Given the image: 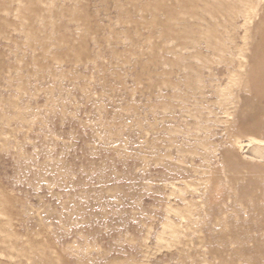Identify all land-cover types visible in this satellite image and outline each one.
I'll use <instances>...</instances> for the list:
<instances>
[{"label": "rangeland", "instance_id": "obj_1", "mask_svg": "<svg viewBox=\"0 0 264 264\" xmlns=\"http://www.w3.org/2000/svg\"><path fill=\"white\" fill-rule=\"evenodd\" d=\"M263 150L264 0H0V264H264Z\"/></svg>", "mask_w": 264, "mask_h": 264}, {"label": "bare ground", "instance_id": "obj_2", "mask_svg": "<svg viewBox=\"0 0 264 264\" xmlns=\"http://www.w3.org/2000/svg\"><path fill=\"white\" fill-rule=\"evenodd\" d=\"M255 148H257V147H255ZM259 148H263V146L262 147H259ZM255 150V149H254ZM258 151H259V153H261L262 152V149H261V151H260V149H257ZM264 151V150H263ZM257 154H258V152H256ZM260 155V154H259ZM261 155H263L264 156V153L263 154H261ZM260 155V156H261Z\"/></svg>", "mask_w": 264, "mask_h": 264}]
</instances>
